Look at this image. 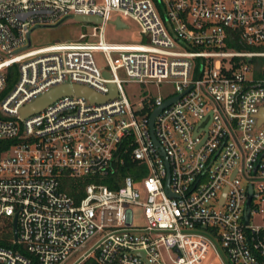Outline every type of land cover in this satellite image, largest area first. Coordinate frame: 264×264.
I'll return each mask as SVG.
<instances>
[{"label":"built area","instance_id":"obj_1","mask_svg":"<svg viewBox=\"0 0 264 264\" xmlns=\"http://www.w3.org/2000/svg\"><path fill=\"white\" fill-rule=\"evenodd\" d=\"M111 12L131 18L149 42H105L103 25L119 19ZM75 15L99 18L89 34L96 41L82 33L30 46L32 29ZM95 51L106 68L94 64ZM259 57L264 0H0V94L8 69L17 72L0 96V218L12 222L0 263L264 264V81L239 68ZM118 68L129 81H170L174 91L133 108ZM62 84L103 100L61 95L20 117ZM173 97L150 131L151 112ZM124 157L132 170L148 169L142 196L135 177L118 175ZM63 178L87 182L72 196ZM257 214L263 221L253 224Z\"/></svg>","mask_w":264,"mask_h":264},{"label":"rangeland","instance_id":"obj_2","mask_svg":"<svg viewBox=\"0 0 264 264\" xmlns=\"http://www.w3.org/2000/svg\"><path fill=\"white\" fill-rule=\"evenodd\" d=\"M101 2V0H96ZM119 17L120 21L125 24V27L116 28L113 23L107 22L103 25L102 39L109 43H120V44H131V43H148L149 39L145 35H140L137 24L129 17L111 12L109 14V20H113L115 17ZM100 24H94L87 21H78L73 18H66L55 26L49 27H36L32 29L29 34V43L31 47L42 46L49 43L59 41H72L77 40L79 34H86L87 37L82 40L96 41V37H91L89 34L92 32L93 26H99ZM114 57V54H111ZM92 59L97 68L104 69L107 67L106 56L101 51H95L92 53ZM226 65H230V59L225 60ZM244 66H248V70L242 69ZM240 70L244 74L245 78L252 82L258 83L264 81V57L255 58L251 63L240 64ZM15 69V66H13ZM117 78L121 80L122 90L133 108L137 107V102L145 96L158 97L166 96L174 91V85L170 81H163L160 83H136L129 81L123 68H118L115 71ZM17 72L13 70L10 75L6 78L5 88L1 92L0 96L5 95L9 92L16 81ZM19 129H22V123L18 119L12 118ZM134 178V185L140 191L142 196L141 179L148 174V169L142 165L140 170H132L129 173ZM136 175V176H135ZM239 179L245 180L242 175L238 176ZM133 211V222L136 224L143 223V212L140 207H131ZM263 218L260 214L254 215L252 218L253 224L262 223ZM12 222L11 218L2 217L0 218V240L6 241V245L12 247L10 244L12 239ZM65 262L64 264H66ZM231 264H234L230 261ZM3 264V263H0Z\"/></svg>","mask_w":264,"mask_h":264},{"label":"water","instance_id":"obj_3","mask_svg":"<svg viewBox=\"0 0 264 264\" xmlns=\"http://www.w3.org/2000/svg\"><path fill=\"white\" fill-rule=\"evenodd\" d=\"M70 17L71 16H65V17L61 18L59 21H57L56 23H54L52 25H47L45 27L55 26L58 23H60L61 21H63L64 19L70 18ZM71 18H73L74 20H78V21L99 22V18H95V17L75 15V16H72ZM111 23H113L116 28L125 27V24H123L118 18H116L115 20L111 21ZM248 62H251L250 58H248ZM104 73H105L106 76L108 75L107 72H104ZM110 89H111V94H113L114 93V89H113V85L112 84H110ZM71 94L83 96L87 100L94 101V102L103 100L102 97L98 96L97 94H95L94 92L89 90L88 88L81 87V86H78V85L62 84V85H58V86L50 88L49 90H47L43 94L37 96L31 102H29V103L25 104L24 106H22L19 109V115H20V117L27 116V115H29L31 113H34V112L40 110L46 104H48L49 102H51L52 100H54L58 96L71 95ZM174 99H175V97L164 101L162 106L157 107L156 109H154L151 112V114L149 116V128H150V131H151V125H152V120H153L154 115H156L163 106L169 104ZM151 137H152L153 143L157 145L158 142L156 141V139H154L153 136H151ZM162 154H164V153L162 152ZM168 183H169V179L167 177L166 187H168ZM249 201H250V195H249V198H248V203H249ZM247 218H248V216H246V220H247ZM13 237H15V218L13 219Z\"/></svg>","mask_w":264,"mask_h":264},{"label":"trees","instance_id":"obj_4","mask_svg":"<svg viewBox=\"0 0 264 264\" xmlns=\"http://www.w3.org/2000/svg\"><path fill=\"white\" fill-rule=\"evenodd\" d=\"M236 47L241 48L242 46L237 45ZM14 69L11 67L8 69L7 71V77L10 75V73L13 71ZM134 166V162L131 161L128 157H124V165L119 168L118 171V175L122 176L125 175L127 173L131 172V167ZM87 182L86 179H72V178H63L62 179V188L65 192H67L70 195H74L75 194V190L76 189H81L82 186ZM110 187H112V185H110Z\"/></svg>","mask_w":264,"mask_h":264}]
</instances>
